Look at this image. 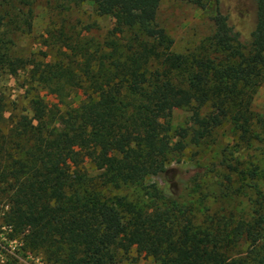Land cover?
Returning a JSON list of instances; mask_svg holds the SVG:
<instances>
[{
    "label": "trees",
    "instance_id": "trees-1",
    "mask_svg": "<svg viewBox=\"0 0 264 264\" xmlns=\"http://www.w3.org/2000/svg\"><path fill=\"white\" fill-rule=\"evenodd\" d=\"M182 1L216 6L212 33L187 52L156 24L160 0H65L63 10L88 3L111 29L94 38V23L63 14L44 33L49 52H23L14 36L32 32L35 0H0V75L25 74L27 93L11 107L0 97L1 219L22 251L51 264H124L133 250L154 264H264V214L198 222L180 192L164 198L155 181L144 206L107 193L167 180L168 153L185 147L173 140L174 109H192L195 142L228 116L249 130L251 92L264 81V0H255L248 41L220 0ZM42 89L83 97L60 110ZM243 238L246 249L234 252Z\"/></svg>",
    "mask_w": 264,
    "mask_h": 264
},
{
    "label": "rangeland",
    "instance_id": "rangeland-1",
    "mask_svg": "<svg viewBox=\"0 0 264 264\" xmlns=\"http://www.w3.org/2000/svg\"><path fill=\"white\" fill-rule=\"evenodd\" d=\"M64 1L35 0L32 32L22 39L14 36L16 48L23 52H49V48L42 43L44 33L63 14L72 22L79 21L80 26L94 23V32L90 34L94 38L105 36L111 29L110 18L97 16L88 3H71L63 10L61 7ZM219 4L228 14L229 22L240 33L241 39L248 41L255 25V0H220ZM215 9L214 3L201 8L182 0H160L155 22L172 39V49L175 52H187L212 33L210 17ZM24 80L25 74L17 77L0 75V97L6 106L11 107L13 103L24 104L27 94L26 86H23ZM40 96L49 106L63 110L68 105L77 104L83 97V91L66 89L62 96H58L42 89ZM212 111V107L207 105L200 109V114L204 116ZM249 112L251 119L247 132L236 125L233 117L228 116L219 126L212 128L206 136L195 142L197 125L192 109H174L170 117L173 140H181L185 147L180 152L168 153L167 180L157 178L142 184L121 185L109 190L108 195L112 198L123 196L144 206L149 200L148 186L155 181L164 198H168V189L180 192L181 200L190 205L198 222L213 213H221L236 221L254 220L259 214H264V81L251 92ZM1 212L0 204V255L14 257L16 264H51L45 262L40 252H24L16 238H9L10 231L2 225ZM245 240H239L234 252L240 253L246 249ZM124 264L154 262L133 250L124 259Z\"/></svg>",
    "mask_w": 264,
    "mask_h": 264
}]
</instances>
